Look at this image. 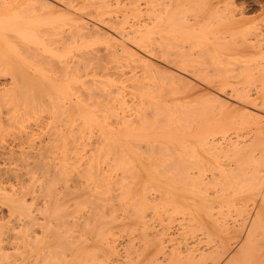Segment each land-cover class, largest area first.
Listing matches in <instances>:
<instances>
[{
  "label": "bare ground",
  "instance_id": "obj_1",
  "mask_svg": "<svg viewBox=\"0 0 264 264\" xmlns=\"http://www.w3.org/2000/svg\"><path fill=\"white\" fill-rule=\"evenodd\" d=\"M20 1L35 8L34 12L38 13L35 14L37 16L24 14V12L27 13L26 8V11L22 10L24 6L21 14H17L20 10L15 8L16 11H14L15 6H12V3L16 4ZM31 1L19 0L18 2L16 0V3L14 1L9 5H4L7 1H4V4L0 2L3 4V7L0 4V77L7 75L10 77L9 83L0 80V95L12 99L17 94L13 92L17 85L18 88L23 89L19 87L21 85L17 82V78L20 76L21 80L26 76L29 80V77L32 79L36 74L32 73L27 76L29 71L23 74V70H20L22 72L17 70L25 66L22 63L23 60L19 59L21 51L18 54L19 50L16 51V46L6 38L5 33L12 32V36L16 35L15 38L21 39H16V42L28 43L32 49L40 48L51 57L53 56L49 60L53 64L54 74L48 75L51 72L45 70L47 67L40 66L45 71L43 70L40 75L38 73L34 79L39 87L44 88L43 93L46 94L47 91L53 113L58 115L59 119H65L66 123L65 129L61 128V131H57V138L59 136L62 140V150L65 156L63 159L67 162L64 161V163L62 160V164L64 163V167L67 165L65 170L68 171V175L70 174L72 184V199L67 205V208H72L71 218L68 214L70 221L67 220L71 223L66 221L69 223L67 226L63 222L68 227L67 233L70 228L67 234L70 236V238L68 236L70 246L66 250L65 245H62L63 242H60L61 246L66 248L64 250L68 252L65 253V251L64 256L62 255L63 257L61 256L59 260L53 258L56 261L54 264H209L212 260H214L211 262L213 264L218 261L220 264H262L264 257L261 255L264 253L259 255L262 260H258V254L261 247H264V150L258 152L257 149L260 145L264 147V139H262L264 136H261L264 135L262 134L264 130L255 131L258 135L253 138L251 136L248 139H240L241 134L238 129L244 126L247 120H241L240 117L241 121L239 119L237 121L236 116L240 114L246 118L248 113L245 111L243 114V110L247 105L243 104L244 109L239 108L241 111L239 112L238 106H234L235 103H233L234 107L228 104L230 101L226 103V100H229L226 98L230 97L229 95L226 97V94L222 92L230 87L232 96L241 101L243 97L249 98L251 95L246 92L247 85L245 84L256 83L257 94L252 100L260 99L264 103V24H262L264 22L259 21L262 22L259 24V22L251 21V17L245 16L244 11L237 8L235 0H35L38 9L35 4H30ZM25 7L28 8V6ZM261 18L264 19V17ZM24 45L20 44L18 48L25 49ZM156 56L166 63V66H170L167 67L170 68L168 75L162 73L164 71L161 72L163 69L157 70L158 65L154 68L155 71L163 74V79L165 75V77L168 76V79H164L166 80L164 85L168 87L177 85L181 79L180 85L186 84L188 82L185 79L186 75L198 77L205 82L217 85V93L214 92L216 97H213L216 103H213L210 108L207 105L206 108L204 105L200 107L199 102L194 101V104L188 103L192 105H185V109L182 108L183 105L178 106L181 102H177V106L173 105L175 103H167L169 101L164 100L166 99L164 97L169 93L165 95L163 91L165 87L161 86L162 82V84L156 83L158 88L154 91L136 92L140 98V100L137 99L138 102L145 100L144 103L152 105L150 109L153 113L155 110L160 111L158 114L161 113V117L149 119L140 111L141 116L138 117L136 114L134 117L131 114L132 111L129 112L130 110L126 109L127 106L123 110L126 109L128 112L120 113L119 107L115 110V105L111 106L112 109L119 112L114 114L113 120H106L108 116L111 117L115 113L109 107V102H117L121 108L129 104L125 97L129 91H126L128 89L124 87V84L126 85L124 82L127 79L130 80L131 76L124 68L135 66L140 67L138 69L149 71L157 62L153 61L154 64L150 68L151 60H154L152 57ZM24 61L30 64L27 59ZM158 64L161 66V63ZM142 69L141 76L144 77V74L148 73L143 72ZM33 70L35 71V68ZM153 70L151 72H154ZM133 72L132 74L137 73ZM135 76H132L134 81L138 79ZM146 79H148L147 75ZM152 81L151 86L148 84L150 87L154 85ZM132 83L130 87V82H128L130 91L133 85L138 86L136 88L140 92L145 89V87L142 88L143 84L140 80L138 83ZM237 83L242 85L237 86ZM24 88L27 89L25 86ZM122 88L126 94L123 93ZM170 90L165 91L171 92ZM22 91L24 92V89ZM172 93L170 95H173ZM107 102L108 106L105 105ZM22 103L24 104L25 101ZM21 104L18 106L21 107ZM36 104L39 105L37 102ZM146 104H144L145 107L142 106L146 108ZM15 105L12 106L17 108ZM149 107L147 106L148 109ZM159 108L164 111L161 112ZM41 109H43L42 106ZM182 110L185 116L182 115ZM151 111L147 112L150 114ZM58 117L55 118L59 120ZM181 120L183 122H180ZM248 125L250 124L245 126ZM55 128L57 129L56 126ZM233 132L236 134L227 135ZM53 140H55L54 137ZM143 150H146L144 155H142ZM61 151L59 150L60 153ZM168 169L175 170V173H168ZM169 175H176L178 178L173 176L174 178L171 177V179L177 178L176 183L182 186L169 183L167 181ZM61 176L57 175V177ZM50 184L48 186L51 187ZM27 187L25 190L28 189ZM23 195L18 196L19 199L15 195L18 199L16 202L14 196L11 197L15 206L11 207L19 210L25 209L27 214L28 211L31 212V209L27 210L29 205L26 204V197ZM63 195L61 196L65 197ZM68 196L70 198V195ZM66 199L64 204L68 202ZM58 202L50 206L52 209L55 207L51 209V213L49 210L53 216L60 215L57 209ZM237 203L241 207L240 210L249 209L251 212L248 211L249 214L246 212L247 215L244 217L247 219L248 216V221L243 218L242 223L239 227L237 226L238 229L236 227V230L243 235L240 244L238 242V247L235 246L236 251H231L230 245H227L228 240H221V236H218L220 243L209 244L206 242H213V240H206L207 245L204 246L205 239L198 235L200 231L196 227L203 229V226L208 224L204 218L205 214L212 217L214 224L225 225L220 222L213 209H221L224 205L231 207ZM62 204H60L61 207ZM32 206L31 202L30 207ZM41 207L38 206V208ZM38 208L33 207L32 210H38ZM14 209L13 211H16ZM66 211L65 214L69 213ZM179 211L187 213L189 217L188 223L184 221L187 223L186 227L184 224L180 226L182 233L178 232L179 230L172 231L168 223H164V220L171 218L172 212L175 214ZM23 213L18 216H24L25 213L24 215ZM155 214L160 215V218L158 216L157 218L161 226L155 228V234L154 230L150 232L154 235H149L152 239L147 234L144 235L150 239L149 244H145L141 231L145 229L146 218L154 221ZM56 221L58 222L57 219ZM21 222L25 224L24 221ZM60 223L61 221L59 225L63 224ZM152 224H148L150 227L146 228L152 230L155 226ZM208 231H210L209 228ZM220 231H227L231 234L232 230L230 231L227 226H220ZM215 233L214 236L217 238L218 233L216 235ZM138 235L142 238L137 239ZM51 237L52 235L49 238ZM139 239L141 240L137 241ZM28 248L31 249V246Z\"/></svg>",
  "mask_w": 264,
  "mask_h": 264
},
{
  "label": "rangeland",
  "instance_id": "obj_2",
  "mask_svg": "<svg viewBox=\"0 0 264 264\" xmlns=\"http://www.w3.org/2000/svg\"><path fill=\"white\" fill-rule=\"evenodd\" d=\"M3 0H1L0 2H2ZM4 1H7L6 3L4 2ZM2 3L4 4V5H9V4H11L12 2H14L15 1V3H16V0H14V1H11V0H4ZM18 2H19V0H17ZM35 1V0H34ZM236 2V6H238L237 8H239V10H242V11H244V13L246 14L245 16H247V17H251L252 19H251V21H254V23L255 22H259V21H262V22H264V19H262L261 17H264V14H260V13H264V12H262V11H264V0H235ZM245 1V2H244ZM21 2V1H20ZM19 2V3H20ZM19 3H16V4H19ZM37 2L35 1V2H33V0L31 1V3L30 4H35V6H36V9H38V4H36ZM1 4V3H0ZM3 4H1V6L3 5ZM16 4H13L12 3V6H15L14 7V11H16V9H18V10H20L19 12H17V14H21V11L22 10H24V11H26L25 10V8L27 9V13H29V14H27V13H25L24 12V14H26L27 16H32V17H35V16H37V15H35V14H38V13H36V12H34L35 11V8L33 9V8H31V7H29L30 5H25L24 3H20V5H16ZM23 4V5H22ZM19 6V7H18ZM22 6V7H21ZM23 6H24V8H23ZM25 6H28V8L27 7H25ZM34 6V7H35ZM3 7V6H2ZM5 7V6H4ZM7 7V6H6ZM241 7V8H240ZM7 8H11V7H7ZM16 8V9H15ZM20 8V9H19ZM23 8V9H22ZM11 9H13V8H11ZM22 9V10H21ZM17 10V11H18ZM37 12H38V10H36ZM31 12H32V14H31ZM23 14V15H24ZM255 17H257V19L255 18ZM253 18H255V20H253ZM260 18V19H259ZM259 19V20H258ZM257 20V21H256ZM262 22H259V24L260 23H262ZM258 24V25H259ZM262 24H264V23H262ZM259 26H261V25H259ZM13 35V33L11 32H7V33H5V36H6V38H8V39H10V41H12L13 43H14V45L16 46V51H18V54L20 53V51H21V54H19V59H21V60H23L22 61V63H24V67L26 68V70H25V68L24 67H22L21 69H18L17 68V70L19 71V72H22V71H20V70H23V74H25L26 72H28L27 73V76H30L29 74H34V73H36L35 74V77H37L38 75V73H39V75L41 74V72H43V70L44 69H42V67H44V66H46L47 68H45V70L46 71H50L51 73H49L48 75H51V74H54V68L52 67L53 66V64L51 63V61L49 60V58L51 59V58H53V56L51 57L50 55H48L47 54V52H44L43 50H40V48L39 49H37V50H35V48L34 49H32V46L30 45V44H26V43H23L22 41L21 42H16L17 40H21L19 37V39L18 38H15L14 36H16V35H14V36H12ZM17 37V36H16ZM17 39V40H16ZM26 44V45H24V47H25V49L23 48V49H21V48H18V47H20L19 45L20 44ZM21 47H22V45H21ZM18 48V49H17ZM28 48V49H27ZM44 52V54H42L43 52ZM41 53V54H40ZM45 55V56H44ZM23 56V57H22ZM48 56V57H47ZM46 57V58H45ZM157 57V56H156ZM156 57H152V59H154V60H151V64H150V68H151V65H153L156 61L158 62V63H161V66H160V64H158L157 62H156V66L155 65H153L152 67V69L151 70H146L145 71V69L143 70L142 68V71L143 72H145V73H148V74H146L147 75V77H148V79H146V75L144 74V77H142L141 76V74H142V72H141V69H138V68H140V67H135V66H133L134 68H132V67H125L124 69H125V71H127L126 73H128L130 76H131V81L133 80V77L132 76H135V74H136V76L135 77H138V79L136 78L135 79V77H134V79H135V81L133 80L132 82H136V83H138V81L140 80V82L143 84V87L142 88H144L145 87V89H142L141 88V86H140V88L142 89L141 90V92H140V90H137V88L136 87H138V86H136L135 87V85H133L134 87H133V89L131 88V91L132 92H134V94L130 91V87H132V85L131 84H133L129 79H127V81H125L124 83H126V85L124 84V87H126V89H128V90H126L127 92L129 91V93H124L125 91V88H124V90H123V88H122V90H123V93L124 94H126L125 95V97L127 98V100H128V102H129V104L127 105H125V107H123V108H121V105H119L117 102H113V101H111V102H109L110 103V105L108 104V102L105 104L106 106H108L109 105V107L112 109V107L111 106H115L116 108H115V110H118L117 108L119 107V111H120V113H122V112H124V113H127L129 110V112H131V114H133L134 115V117H135V115L137 114V116L138 117H140L141 116V113H142V115H144L145 114V116L146 117H148L149 119L150 118H154V117H161V113L160 114H158L160 111L158 110V111H154L155 113H153V111H151V109H152V105L151 104H146V103H144L145 102V100L143 101V100H141L140 102H138L139 100H140V98L138 97V93H142V91H154V89L155 88H158V84H162V82H163V84L161 85V86H163V87H165V88H163V91H164V93H165V95H166V93L170 96V98H169V96L167 97H164V98H166V99H164V100H166V101H169V102H167V103H170V104H173V103H175V104H173V105H175V106H177L176 105V103L178 102H181V103H179L180 105H178V106H182L183 105V107L182 108H184L185 107V105H192V104H194L193 102L195 101H197V103L199 102V106L201 107V105H204L205 107L207 106V105H209V107L208 108H210V106L211 105H213V103H216L215 101H214V98L213 97H216V95H214V92H215V94L217 93V91L216 90H218L217 88V85L216 84H214V83H210V82H208V81H206L205 82V80H201L200 78H198V77H195V76H185V79H187L188 80V82H186V84H182V85H180L181 84V82H182V79L181 80H179L178 81V84L177 85H171L170 87H168V86H166V85H164V84H166V82H164V81H166V80H164V79H168V76L167 77H165L164 76V79H163V77H162V73H167V75L170 73L169 71H170V68H167V67H170V66H166V63H164V62H162L161 60H159L160 58H156ZM24 59H27L28 61H30V64H32V63H34L35 65H30L29 64V62L27 63V62H25L24 61ZM153 61H154V63H153ZM32 62V63H31ZM53 62V61H52ZM27 63V64H26ZM20 64V63H19ZM51 64V65H50ZM162 64H164L163 66H162ZM28 65L30 66V67H28ZM159 67H158V66ZM21 66H22V64H21ZM40 66H42V67H40ZM171 66H173V65H171ZM17 67H18V65H17ZM156 67H158L157 68V70H161V69H163V70H161V72L162 71H164V72H162V73H160V72H157V70L155 71V69L154 68H156ZM19 68H20V66H19ZM35 68V71L33 70ZM133 70H132V69ZM136 68H137V70H136ZM149 68V69H150ZM167 68V69H166ZM30 69V70H29ZM129 69H131V70H129ZM154 69V70H153ZM41 70V71H40ZM44 70V71H45ZM129 70V71H128ZM136 70V71H135ZM154 71V72H151V71ZM32 71H34V72H32ZM39 71V72H38ZM137 72V73H134V72ZM31 72V73H30ZM130 72H131V74H130ZM132 72L134 73V74H132ZM48 73V72H47ZM47 73H45V74H47ZM127 77H128V75L127 74H125ZM18 76V75H17ZM25 76V75H24ZM31 76H34V75H31ZM129 76V77H130ZM20 77V76H19ZM19 77L17 78V82H20V84L19 85H21V86H19V87H22L23 89H24V92L22 91L23 89H20V88H18V85H17V87H15L14 89H13V92H14V94H15V92L17 93L16 94V96H13V97H15L14 99H13V97H12V99H9V98H6V97H3L2 95H0V96H2V98L3 99H5V100H3L2 98H0V192L2 193H0V258L2 257V260H0V264H8V263H10L9 261H11V263L10 264H54V263H56V261H54V259L53 258H56L55 260H59V258H61V256L64 254V252L66 251V250H68V248L67 247H69L70 246V242L68 241V236L69 235H67V234H69V232H70V228H69V232L67 233V226H68V224L69 223H71V222H69L70 221V218H71V215H70V211H71V209L72 208H67V205L68 204H70V200L72 199V191H71V187H72V184H71V179H70V174L68 175V171H66L65 170V167L67 166V165H65V167L63 166V164L66 162V159L64 160L63 159V157H65L63 154V144H62V140L59 138V136H58V138H57V131L59 132V130L61 131L62 129L61 128H63V129H65L64 127H65V119H63L62 118V120H63V122H64V124H62L63 122H62V120H61V118L59 119V117H58V115H56L55 113H53V108H52V105L50 104L51 102H50V100H49V95H47V91H46V94L45 93H43V92H45V90H44V88H42L41 86V88L39 87V84H38V82L36 83L35 82V77H31L32 79H30V77H29V80H28V77H24L23 79H19ZM151 77V78H150ZM182 77V76H181ZM22 78V77H21ZM153 78V79H152ZM155 78V79H154ZM159 78H161V80L159 79ZM0 80L2 81V82H4V83H9L10 82V77H9V75H7V76H4V77H0ZM20 80V81H19ZM126 80V79H125ZM153 80V81H152ZM156 82H155V81ZM151 81L154 83V85L152 86V87H150L151 85H152V83H151ZM157 81H161V82H157ZM202 81V82H201ZM21 82H23L22 84H21ZM28 82V83H27ZM35 82V83H34ZM128 82H130V85H128ZM148 82V83H147ZM189 82H191V83H189ZM24 83L26 84V85H24ZM32 83H34V84H32ZM135 83V84H136ZM145 83V84H144ZM156 83H158V84H156ZM29 84V85H28ZM38 84V85H37ZM148 84H150V86L148 85ZM156 84V85H155ZM27 88V89H25L24 88V86ZM33 85V86H32ZM34 85H35V87H34ZM36 85L38 86V88L36 87ZM196 86V87H194V86ZM242 84L241 83H237V86H241ZM247 85V86H246ZM252 85V86H251ZM130 86V87H129ZM150 88H149V87ZM184 86H188V87H184ZM245 90H246V92H248L247 94L248 95H250L249 96V98H247V96H245V97H243V100L241 99V101L238 99V98H236L235 96V98L232 96V92H230V87H228L227 88V90L226 91H223L222 93H225L226 94V97L228 96V97H230V98H226L225 96V98L226 99H229V100H226V103L228 102V101H230L228 104H230V106L231 107H237L238 106V111H239V108H240V110L241 109H244V106H243V104L246 106L247 105V107H245V109L242 111L243 112V114H245V111H246V113H248L245 117L246 118H243L244 116L243 115H240V114H236L237 116H236V118H237V121H239L240 120V117H241V120L242 119H246L247 121H246V123L247 124H250V125H248V126H245V125H247L246 123H245V125L244 126H240V129H238V132L241 134L240 136H239V138L240 139H248L249 137H251V138H253L255 135H258V134H256V133H258L260 130H264V121H262V120H264V115H262V114H264V107H262V105H264V103H262L261 102V100L260 99H257V100H252L255 96H256V94H257V84L256 83H248V84H245ZM160 87V86H159ZM171 87H173V89L171 88ZM176 87V88H175ZM134 88H136V90L134 91ZM139 88V89H140ZM248 88V89H247ZM30 89V90H29ZM33 89H35V90H33ZM42 89V90H41ZM167 89V91H169L170 89V91L171 92H173L172 94L174 95H170L171 94V92H167V91H165ZM169 89V90H168ZM259 89V88H258ZM44 90V91H43ZM173 90V91H172ZM37 91V92H36ZM139 91V92H138ZM177 91V92H176ZM199 91V92H198ZM136 92H138L137 94H136ZM176 93H177V95H176ZM185 93V94H184ZM136 94V95H135ZM213 94V95H212ZM224 94V95H225ZM18 95H19V98H18ZM34 95H35V98H34ZM135 97H134V96ZM183 95H184V98H182L183 97ZM32 96H33V98H32ZM37 96V97H36ZM177 96V97H176ZM189 96V97H188ZM191 96V97H190ZM223 96V95H222ZM26 97H28V98H26ZM39 97V98H38ZM132 97V98H131ZM187 97V98H186ZM252 97V98H251ZM22 98V99H21ZM25 98V99H24ZM139 98V100H137ZM173 98H174V100H173ZM6 99H8L7 100V102H6ZM18 99H20V100H18ZM38 99V100H37ZM172 99V100H171ZM187 99V100H186ZM200 99H202V100H200ZM206 99L208 100H210V99H212L209 103H208V101H206ZM221 99H223V98H221ZM234 99V100H233ZM236 99H238V100H236ZM136 100V101H135ZM177 100H179V101H177ZM224 100V101H225ZM3 101V102H2ZM11 101V102H10ZM25 101V103L23 104L22 102H24ZM41 101H43V103H41ZM143 101V102H142ZM185 101V102H184ZM191 101V102H190ZM235 101H237V102H235ZM240 101V102H239ZM242 101H244V103L242 102ZM258 101V102H257ZM4 102H6V103H4ZM17 102V103H16ZM36 102L40 105H37L36 104ZM130 102H131V104H130ZM146 102H148V101H146ZM201 102V103H200ZM245 102H247V103H245ZM253 102V103H252ZM260 102V103H259ZM15 103H16V105H15ZM22 103V104H21ZM112 103V104H111ZM137 105H136V104ZM141 103V104H140ZM142 103H144V104H146V108H144L145 107V105L144 104H142ZM177 103V104H178ZM188 103H192V104H188ZM197 103H195L196 105H197ZM206 103V104H205ZM208 103V104H207ZM233 103H235V105L233 104ZM237 103H238V105H237ZM241 103V104H240ZM252 103V104H251ZM21 104V107H19L18 105H20ZM26 104V105H25ZM140 104V105H139ZM11 105V106H10ZM12 105H15L17 108H15V107H13ZM119 105V106H118ZM136 107H135V106ZM142 105H144V107L142 106ZM234 105V106H233ZM249 105V106H248ZM256 105V106H255ZM41 106H42V108L43 109H41ZM126 106H127V108H126ZM134 106V107H133ZM147 106L149 107V106H151V107H149V109L147 108ZM155 106V105H154ZM239 106H242V107H239ZM253 106H255V107H253ZM261 106V108H259ZM13 107V108H12ZM26 107H28V108H26ZM39 107H40V109H39ZM131 107V108H130ZM163 107V106H162ZM161 107V108H162ZM195 107V106H194ZM20 108V109H19ZM124 108H126L125 110H123ZM130 108V109H129ZM133 108L135 109V110H133ZM151 108V109H150ZM156 108L158 109V105H156ZM207 108V107H206ZM247 108V109H246ZM249 108V109H248ZM15 109V110H14ZM17 109V110H16ZM36 109V110H35ZM139 109V110H138ZM160 109V108H159ZM185 109V108H184ZM183 109V110H184ZM212 109V108H211ZM23 110H24V112H23ZM39 110H41V111H39ZM44 110V111H43ZM112 110H114V109H112ZM115 110L113 111V112H115ZM138 110V111H137ZM161 110V112H163L162 111V109H160ZM183 110H182V115H184L185 116V112L183 113ZM249 110H251V112L249 111ZM255 110V111H254ZM43 111V112H42ZM119 111H117V112H119ZM127 111V112H126ZM134 111H135V113H134ZM141 113H140V112ZM147 111H151V113L149 114ZM210 111H212V110H210ZM209 111V113H211ZM250 112V114H249V112ZM9 112V113H8ZM22 112H23V114H22ZM29 112V113H28ZM40 112H42V113H40ZM117 112H115V113H113V115L110 117V116H108L107 117V119L106 120H113V118H114V114H116ZM138 112V113H137ZM239 112H241V111H239ZM239 112H236V113H239ZM255 112H257V113H255ZM259 112V113H258ZM40 113V114H39ZM144 113V114H143ZM130 114V113H129ZM157 114L159 115V116H157ZM242 114V113H241ZM253 116H252V115ZM257 114V115H256ZM261 114V115H260ZM140 115V116H139ZM132 116V115H131ZM162 116H164L163 114H162ZM243 116V117H242ZM249 116H251V117H249ZM257 116H259V117H257ZM54 119H53V118ZM55 117H58V119L60 120V122H59V120H57ZM183 117V116H182ZM257 119H256V118ZM111 118V119H110ZM248 118H249V122L251 121V123H249L248 122ZM253 118H255L254 119V121H253ZM239 119V120H238ZM251 119V120H250ZM157 120V119H156ZM240 120V121H241ZM256 120V121H255ZM53 121H54V123H53ZM157 122L158 123H160V121L159 120H157ZM180 122H183L182 120L180 121ZM40 123V124H39ZM51 123V124H50ZM53 123V124H52ZM61 123V124H60ZM68 123V122H67ZM255 125H254V124ZM261 123H262V125H261ZM44 124V125H43ZM49 124V125H48ZM178 124V123H177ZM52 125V126H51ZM242 125H243V123H242ZM55 126L57 127V129L55 128ZM53 127V128H52ZM242 127V128H241ZM262 128V129H261ZM259 129V130H258ZM54 130H56L55 132H53ZM49 131V132H48ZM255 131H258V132H256L255 133ZM53 133V134H52ZM230 134V135H229ZM229 134H227L228 136H233V135H235L236 133H229ZM260 134V133H259ZM262 134H264V131H262ZM49 135H51V136H49ZM244 136V137H243ZM261 136H264V135H261ZM50 137H51V139H50ZM53 137H54V139L55 140H53ZM56 137V138H55ZM235 137V136H234ZM242 137V138H241ZM247 137V138H246ZM258 137V136H257ZM261 137H259V140H261L260 139ZM57 139H59L58 141H56ZM262 139H264V138H262ZM52 140V141H51ZM61 143H60V142ZM59 142V143H58ZM53 144V145H52ZM56 144V145H55ZM58 144V145H57ZM258 144H260V142L258 143ZM51 145V146H50ZM55 145V146H54ZM53 146V147H52ZM57 146H59V147H57ZM61 146V147H60ZM259 146V145H258ZM57 147V148H56ZM144 147V146H143ZM146 148V147H145ZM145 148H143V149H145ZM150 148V147H149ZM148 148V149H149ZM151 149H152V147H151ZM151 149H150V151H151ZM154 149V148H153ZM58 150V151H57ZM59 150L61 151V153L59 152ZM140 150H142V149H140ZM259 150H264V147H262L261 145H260V148L258 147V149H257V151L259 152ZM144 151V150H143ZM146 151V150H145ZM145 151L142 153V155H144V153H145ZM25 152V153H24ZM59 152V153H58ZM148 152H149V150H148ZM15 154V155H14ZM146 154H148L147 152H146ZM145 154V155H146ZM14 155V156H13ZM56 155H57V158H56ZM63 155V156H62ZM59 156V157H58ZM18 157V158H17ZM8 158V159H7ZM58 160H59V162H58ZM62 160H63V164H62ZM61 161V162H60ZM59 163H61L60 165H59ZM67 163V162H66ZM62 165V166H61ZM59 167L61 168V169H59ZM16 168V169H15ZM63 168V169H62ZM172 169L174 168V167H171ZM18 169V170H17ZM21 169V170H20ZM57 169H58V171H57ZM172 169H168V173L169 172H171L172 174H174L175 173V170H173L172 171ZM175 169V168H174ZM17 170V171H16ZM16 171V172H15ZM65 171V172H64ZM63 172V173H62ZM14 173V174H13ZM18 173H19V175H18ZM62 173V174H61ZM170 173V174H171ZM10 175V176H9ZM57 175L58 176H61V177H57ZM64 175H65V177H64ZM9 176V177H8ZM176 176V175H169V180H167L169 183L171 182V183H173V184H177V186H179L180 187V185L178 184V182L176 183V179L178 178L177 176V178L176 179H171V177L172 178H174V177ZM14 177V178H13ZM54 177H55V179H54ZM60 179L61 181H59L58 179ZM2 178V179H1ZM3 178H4V180H3ZM65 178V179H64ZM63 180V181H62ZM22 181V182H21ZM65 181H67V183H63V182H65ZM56 182H58V183H56ZM51 183V184H50ZM24 184V185H23ZM51 185V187L50 186H48V185ZM54 184H56V185H54ZM67 184V185H66ZM69 184H71L70 185V188H69ZM54 187H53V186ZM60 185V186H59ZM19 186V187H18ZM27 186H29V187H27L28 189H26L25 190V188ZM31 186V187H30ZM56 186V187H55ZM182 186V185H181ZM13 187V188H12ZM17 187V188H16ZM22 187V188H21ZM49 187L51 188V189H49ZM34 188V189H33ZM45 188V189H44ZM4 189V190H3ZM35 190V191H33V190ZM47 189V190H46ZM55 189V190H54ZM68 189V190H67ZM70 189V190H69ZM5 190H6V192H5ZM22 191V192H21ZM48 191V192H47ZM52 192V195H50L49 196V193L51 194V192ZM8 192V193H7ZM13 192V193H12ZM25 192V193H24ZM30 194H29V193ZM15 193V194H14ZM23 193L25 194V195H23ZM47 193H48V195H47ZM55 193V194H54ZM66 193V194H65ZM4 194H6V195H4ZM14 194V195H13ZM64 194V195H63ZM10 195V196H9ZM15 195H17V198H18V196H21V195H23L24 197H26V204L27 205H29V207L27 208V210H30L31 209V212L30 211H28V213H29V215H27L26 214V211H24L23 209H16V211H13V209L14 208H12L11 206H14V204H13V199L11 200V197H13L14 196V201L16 202V201H18V199H16V196ZM55 195H57V197H55ZM60 197H59V196ZM61 195H63V196H65V197H62ZM67 195V196H66ZM68 195H70V198H69V196ZM22 196V197H23ZM34 196V197H33ZM6 197V198H5ZM31 197L33 198V199H31ZM50 197V198H49ZM3 198V199H2ZM9 198V199H8ZM46 198V199H45ZM59 199V200H58ZM65 199H66V201H68L67 202V204L65 203L64 204V202H65ZM31 200V201H30ZM44 200V201H43ZM58 201H61V202H58ZM29 202V203H28ZM31 202H32V207H30L31 206ZM48 202V203H47ZM56 202H58L57 204V209H58V211L60 212L59 214L60 215H55V213L56 212H58V211H56L55 213H54V215L55 216H57V217H55V216H53V215H51L50 213L52 212V210L55 208V207H53V209L50 207L52 204H55ZM11 205H10V204ZM47 203V204H46ZM61 203H63L65 206H66V208L68 209H66L64 206H63V204H62V207H61V205L60 204ZM37 204V205H36ZM3 205V206H2ZM236 205H238V206H236ZM236 205H232L231 207L230 206H228L227 205V207H226V205H224V207H226L225 209H224V207L223 208H221V209H216V208H214L213 210H214V212L217 214L216 216H218L219 217V220H220V222H222V224H225V225H220L221 227H225V226H227L228 227V229H230V231H231V234L229 233V232H227V231H220V226L219 225H217V224H214V222L212 221V217H208V215H207V213L205 214V220H206V223L208 222V224H205V226H203L204 228L202 229V228H200V227H196V229L197 228H199L198 230L200 231L199 232V234H198V232L196 231V233L200 236V237H202V238H204L205 240L203 241L204 243L203 244H205L204 246H206L207 244L206 243H209V244H211V243H213V244H218V243H220V241L218 240V236L220 237L221 236V240H223V241H225V240H228L227 241V245H230V250L231 251H236V248L238 247V245L240 244V241H242L241 239H243V235L238 231V230H236V227L238 226L239 227V224L240 223H242V221H241V219H243L246 215H247V213H248V211H249V213L251 212L249 209H245V211H242V210H240V208L241 207H239V203H237ZM38 206H42L41 208H38ZM52 206H54V205H52ZM56 206V205H55ZM15 207V206H14ZM38 208V210L37 209H33L32 210V208ZM47 208V213H46V208ZM216 207H218V206H216ZM230 207V208H229ZM10 208H11V210H10ZM30 208V209H29ZM220 208V207H219ZM229 208V209H228ZM235 208V209H234ZM248 208H250V207H248ZM8 209V210H7ZM14 209V210H15ZM41 209V210H40ZM52 209V210H51ZM17 210H18V213H17ZM45 211V212H43V211ZM49 210H50V213H49ZM56 210V209H55ZM66 212H69V213H64L65 211ZM222 212H224V211H226V212H224V213H222ZM12 211V212H11ZM20 211H21V213H25V215H24V213H23V215L24 216H21V215H19L18 216V214H21L20 213ZM23 211V212H22ZM38 211V212H37ZM42 213H41V212ZM64 211V212H63ZM220 211V213H218ZM40 212V213H39ZM181 212H182V210H181ZM180 211H179V213L178 212H175V214L173 213H171V218L170 219H167V220H164L165 222L164 223H168V225L170 226V228H172V231H174V232H177L178 230V232H180L181 231V233H182V228H180V226L182 227V225L184 224V227H186V225H187V221H188V219H189V217H187L188 215H187V213H181ZM241 212V213H240ZM247 212V213H246ZM13 213H15V215L13 214ZM31 213V214H30ZM177 213V214H176ZM222 213V214H221ZM248 213V214H249ZM12 214V215H11ZM33 214V215H32ZM40 214V215H39ZM53 214V213H52ZM70 215V218H69V215ZM182 214V215H181ZM184 214V215H183ZM186 214V215H185ZM221 215V217H220V215ZM224 214H226L225 216H224ZM32 216V218H34L33 220H32V218H31V216ZM36 215V216H35ZM68 215V216H67ZM173 215H174V217H173ZM176 215V216H175ZM34 216V217H33ZM67 216V217H66ZM156 216V217H155ZM157 216L160 218V215L159 214H155L154 216H153V218L155 219L154 221L152 220L151 221V218L149 219V220H147V218H146V221L148 222H145V224L144 225H146L145 226V229L143 230V231H141V232H143L142 234H141V236L143 237H141L142 238V240L145 242V244L147 243V244H149V242H150V239L149 238H151L152 239V237H150V236H154L153 235V233L151 234L150 232L151 231H153L154 232V234L156 233V229H157V226L158 227H160L161 226V224H160V220H159V218H157ZM179 216V217H178ZM184 216V217H183ZM224 216V217H223ZM18 219H17V218ZM25 218V220H24V218ZM36 217H37V219H36ZM41 217V218H40ZM178 217V218H177ZM207 217V218H206ZM152 218V219H153ZM173 218V219H172ZM187 218V219H186ZM226 218V219H225ZM236 218V219H235ZM56 219L58 220V222L56 221ZM61 219V220H60ZM184 219V220H183ZM244 219H246V218H244ZM40 220H42V221H40ZM67 220H69V221H67ZM159 220V221H158ZM176 220H178V222L181 224V225H179V223L176 221ZM236 220V221H235ZM247 221H248V216H247V219H246ZM21 221H24L25 222V224L23 223V222H21ZM39 221H40V223H39ZM54 221H56V222H54ZM61 221V223H63V222H65L66 223V221L67 222H69V223H66L67 224V226H66V224L65 223H63L62 225H59V222ZM176 221V222H175ZM183 221V222H182ZM187 222V223H185V222ZM212 221V222H211ZM233 221V222H232ZM246 221V222H247ZM51 222V223H50ZM238 222V223H237ZM52 223H54L53 225H52ZM55 223H58V224H55ZM60 223V224H61ZM152 224V225H155V226H153V229H152V225H151V229L152 230H150V228H146V227H150V226H148V224ZM186 224V225H185ZM209 224H211V225H209ZM214 224V225H213ZM234 224V225H233ZM51 225V226H50ZM57 226V227H54V226ZM72 225V224H71ZM178 225V226H177ZM64 226V227H63ZM174 226V227H173ZM211 226H212V229H211ZM52 227H54V228H52ZM70 227V226H69ZM217 229H216V228ZM238 227H237V229H238ZM66 228V229H65ZM71 228H72V226H71ZM156 228V229H155ZM208 228L210 229V231H208ZM49 229V230H48ZM55 231H54V230ZM58 229V230H57ZM146 229H147V231H146ZM201 229V230H200ZM56 230H57V232H56ZM61 230V231H60ZM204 230H205V232H204ZM214 230V231H213ZM216 230V231H215ZM233 230H235V231H233ZM53 231V232H52ZM208 231V232H207ZM220 231V232H219ZM54 232H55V234H57L58 232V234L57 235H55L54 234ZM60 232H61V234H60ZM140 232V231H139ZM139 232H138V234H139ZM140 232V233H141ZM145 232V233H144ZM218 233L217 234V238H215V236H214V233ZM226 232H227V234H226ZM233 232H235V233H233ZM50 233H52V234H50ZM205 233V234H204ZM209 233V234H208ZM212 233H213V235H212ZM216 233H215V235H216ZM221 235H220V234ZM145 234H147V236H149V238H147V237H145L146 235ZM201 234V235H200ZM239 234H241V235H239ZM52 235V237L51 238H49L50 236ZM53 235H55V237L53 236ZM61 235H63V237H61ZM145 235V236H144ZM207 235H209V237L207 236ZM227 235V236H226ZM233 235H235L234 237H233ZM38 236V237H37ZM57 236H59L58 238H57ZM66 236H67V238H66ZM211 236L214 238H211ZM238 237V239H237V237ZM138 237H139V235L137 236V239H138ZM139 237V238H140ZM144 237H145V239H144ZM227 237V238H226ZM229 237H230V239H229ZM242 237V238H241ZM57 238V239H56ZM62 238H63V240H62ZM69 238H70V236H69ZM148 240H147V239ZM223 238V239H222ZM240 238V239H239ZM36 239V240H35ZM43 239V240H42ZM52 239V240H51ZM54 239V240H53ZM56 239V240H55ZM216 239V240H215ZM220 239V238H219ZM225 239V240H224ZM35 240V241H34ZM141 239H139V240H137V241H140ZM147 242H146V241ZM206 240L208 241V240H213V242H206ZM218 240V241H217ZM238 240V241H237ZM232 243H231V242ZM235 241V242H234ZM237 241V242H236ZM60 242H63L62 243V245H65V247L67 248H64V246L62 247L61 246V243ZM142 242V241H141ZM206 242V243H205ZM218 242V243H217ZM238 242H239V244H238ZM34 243V244H33ZM60 243V244H59ZM67 245H66V244ZM226 243V242H225ZM31 244V245H30ZM53 244V245H52ZM56 244H57V246H59V247H57L56 246ZM54 245H55V247H54ZM31 246V249L30 248H28V247H30ZM43 246V247H42ZM49 246H50V248H49ZM51 246H52V248H51ZM235 246H236V248H235ZM27 247V248H26ZM53 248H54V250H53ZM262 249L260 250V252H259V254H258V256L261 254V253H264V247H261ZM48 249V250H47ZM52 249V250H51ZM59 249V251H60V249H61V252H59V251H57ZM64 249H66V250H64ZM45 250V251H44ZM64 250V251H63ZM17 251V252H16ZM44 251V252H43ZM47 251V252H46ZM56 251V252H55ZM18 254V256H17V254ZM59 252V253H58ZM68 251H66L65 253H67ZM6 253V254H5ZM15 253V254H14ZM21 253V254H20ZM56 253V254H55ZM58 253V254H57ZM232 252H230V254H231ZM3 254V255H2ZM10 254V255H9ZM48 254V255H47ZM12 255H13V257H12ZM52 255H54V256H52ZM6 256V257H5ZM60 256V257H59ZM64 256V255H63ZM62 256V257H63ZM262 257H264V254H262L261 255ZM261 256H259L258 258H256V259H258V260H260L261 258ZM8 257V258H7ZM10 257V258H9ZM37 257V258H36ZM46 257L48 258V259H46ZM10 259V260H9ZM42 259H43V262H42ZM258 260H256V261H258ZM262 260V259H261ZM14 261V262H13ZM36 263H35V262ZM44 261H46V262H44ZM221 261V260H220ZM27 262V263H26ZM42 262V263H41ZM50 262V263H49ZM210 263L211 262H214V260H212V261H209ZM208 262V263H209ZM209 263V264H210ZM217 263H219L220 264V262L218 261ZM216 263V264H217ZM223 263V262H222ZM211 264H213V263H211ZM262 264H264V261H262Z\"/></svg>",
  "mask_w": 264,
  "mask_h": 264
}]
</instances>
